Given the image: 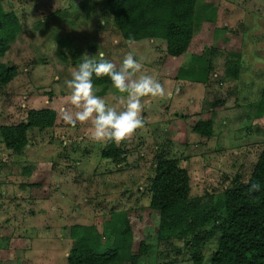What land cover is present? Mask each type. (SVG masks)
Wrapping results in <instances>:
<instances>
[{
  "label": "rangeland",
  "instance_id": "obj_1",
  "mask_svg": "<svg viewBox=\"0 0 264 264\" xmlns=\"http://www.w3.org/2000/svg\"><path fill=\"white\" fill-rule=\"evenodd\" d=\"M0 5L20 25L0 58L15 71L0 87V126L22 123L28 110L55 113L52 128L27 131L28 145L19 153L0 140V162L13 165L16 189L13 198L0 167V224L14 226V254L1 262L0 253V264H66L73 225L91 226L106 247L113 240L106 231L114 214L128 221L132 252L139 244L148 247L136 264H193V257L207 264L227 220L219 196L233 180L245 182L264 149V119L255 115L264 81V0H197L195 14L211 20L196 23L185 53L173 58L161 40L121 39L104 0ZM98 51L117 68L132 53L142 72L165 88L163 97L141 98L144 126L115 143L117 160L100 157L105 143L90 138L91 121L72 127L58 115L70 95L65 80L71 70L85 54L98 61ZM236 59L233 79L228 61ZM94 94L109 106L117 105L114 97L127 95L112 85H95ZM193 114L210 115L209 137L182 122ZM160 160H175L188 177L192 213L169 227H161L158 213L148 207L146 189ZM21 171L29 174L20 176ZM23 182L34 189H18Z\"/></svg>",
  "mask_w": 264,
  "mask_h": 264
},
{
  "label": "trees",
  "instance_id": "obj_2",
  "mask_svg": "<svg viewBox=\"0 0 264 264\" xmlns=\"http://www.w3.org/2000/svg\"><path fill=\"white\" fill-rule=\"evenodd\" d=\"M104 2L121 39L130 42L161 40L165 45V54L172 58L185 53L196 23L211 20L195 14L197 0ZM19 31L20 25L15 14L3 11L0 5V58ZM228 63L231 64L228 75L237 79L238 60ZM14 77L12 67L6 68L0 64V87L6 86ZM92 80L94 86L112 85L107 76L97 78L93 74ZM255 115L264 119V81ZM181 120L192 133L200 137L210 136L209 114L188 115ZM54 121L55 113L50 109L28 110L22 123L0 126L1 143L12 153H19L28 145V130L52 128ZM120 155L121 151L115 142L105 143L100 152L103 159L117 160ZM256 182L261 186L260 191L249 194L250 184ZM146 191L148 207L158 213L161 227L176 225L192 213L186 204L189 193L187 173L175 160H160L154 165ZM218 201L227 220L218 229L215 248L207 264H264V149L259 152L245 182L233 180L221 192ZM112 220L113 224L106 234L113 240L106 247L101 244L100 236L91 226H71L68 230L70 248L65 257L66 264H136L148 247L139 244L137 250L132 252L125 215L114 214ZM192 260L193 264H202L200 257H193Z\"/></svg>",
  "mask_w": 264,
  "mask_h": 264
},
{
  "label": "clouds",
  "instance_id": "obj_3",
  "mask_svg": "<svg viewBox=\"0 0 264 264\" xmlns=\"http://www.w3.org/2000/svg\"><path fill=\"white\" fill-rule=\"evenodd\" d=\"M96 55L98 61L87 54L83 55L82 62L71 70L70 79L65 80L70 95L58 115L72 127H76L77 123L91 121L92 140L119 144L144 126L141 98L163 97L165 88L151 75L142 72L143 65L134 59L132 53L124 56L119 68L105 59L104 52L98 51ZM93 74L97 78L109 77L112 86L119 93L127 95L114 97L117 105L109 106L104 98L94 94ZM260 189L258 182L252 183L249 194L259 192Z\"/></svg>",
  "mask_w": 264,
  "mask_h": 264
},
{
  "label": "crops",
  "instance_id": "obj_4",
  "mask_svg": "<svg viewBox=\"0 0 264 264\" xmlns=\"http://www.w3.org/2000/svg\"><path fill=\"white\" fill-rule=\"evenodd\" d=\"M29 149V148H28ZM1 150V148H0ZM14 154V153H13ZM0 167H1V171H2V183H4V185H6V191H8L9 193H11L13 195L14 198V189H15V184H14V174L12 173L13 169V165L9 166L7 164H3L0 162ZM22 168H24V166H22ZM21 168V169H22ZM28 172L23 173V171H21V173L19 174L20 176H25L27 175ZM29 174V173H28ZM6 178H10L13 179L12 182L9 183V181L6 180ZM32 183L26 184V183H20L18 184V189H25L31 185ZM34 188L28 189L29 193L31 190H33ZM16 190V189H15ZM28 194V198H29ZM22 199V198H21ZM1 219V218H0ZM12 224L8 223L5 224V226H3V224H0V241L3 243L0 247V253H2L4 256L1 257V262L4 261L6 262V260L11 259V256H13L14 254V226L13 228H11ZM8 230V231H7ZM19 239L22 238L20 235L17 236Z\"/></svg>",
  "mask_w": 264,
  "mask_h": 264
}]
</instances>
